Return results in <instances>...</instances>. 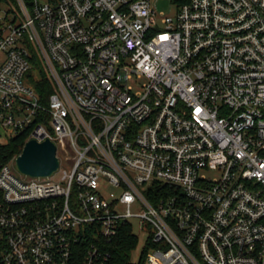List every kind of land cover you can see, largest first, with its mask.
I'll return each instance as SVG.
<instances>
[{"label":"built area","instance_id":"2783aa9c","mask_svg":"<svg viewBox=\"0 0 264 264\" xmlns=\"http://www.w3.org/2000/svg\"><path fill=\"white\" fill-rule=\"evenodd\" d=\"M156 1L0 11V123L72 162L52 182L0 157V264H112L134 223L146 264H264V0Z\"/></svg>","mask_w":264,"mask_h":264},{"label":"trees","instance_id":"16d2710c","mask_svg":"<svg viewBox=\"0 0 264 264\" xmlns=\"http://www.w3.org/2000/svg\"><path fill=\"white\" fill-rule=\"evenodd\" d=\"M180 4L187 0H175ZM3 6H7L10 10L7 13L16 12V0H0V11ZM5 11V10H4ZM33 69L29 75V84L32 85L38 93L41 103L44 106H49V99L55 92L53 83L49 78L44 65L35 54ZM27 132H22L18 136L12 138L6 145L0 146V157L2 159L11 160L18 157L23 152L27 140ZM138 236L134 233L132 225L121 227L119 234L111 242L106 243L104 250L111 256L112 264H146V257L151 248V244L147 243L142 253L139 262H133L132 254L138 245Z\"/></svg>","mask_w":264,"mask_h":264},{"label":"rangeland","instance_id":"374dc122","mask_svg":"<svg viewBox=\"0 0 264 264\" xmlns=\"http://www.w3.org/2000/svg\"><path fill=\"white\" fill-rule=\"evenodd\" d=\"M156 12L158 14L163 15H173L175 12V9L173 5L171 4L170 0H157L155 3ZM2 12L1 15L5 16L3 11L6 12L10 10L7 6H3L1 8ZM8 19H13V14H8ZM13 137H15V133L11 129H5L2 127L0 123V145H6ZM73 155V152H70ZM10 169L12 173L17 176L18 178H28L26 175L22 174L18 167L17 162L12 161L9 163ZM72 168V162L66 160V154L61 153V166L60 169L55 172L52 177H50V180L52 182H61L62 178L64 176L65 172H70ZM46 181V180H45ZM134 233L138 236V245L136 249L133 251L132 254V260L133 262H139L141 259L142 253L144 251V248L146 247V241H147V233L148 228L144 227V231H141L138 224L134 223Z\"/></svg>","mask_w":264,"mask_h":264},{"label":"water","instance_id":"95a60500","mask_svg":"<svg viewBox=\"0 0 264 264\" xmlns=\"http://www.w3.org/2000/svg\"><path fill=\"white\" fill-rule=\"evenodd\" d=\"M17 167L22 174L30 177L52 176L60 167L56 145L50 140L28 142L17 159Z\"/></svg>","mask_w":264,"mask_h":264}]
</instances>
